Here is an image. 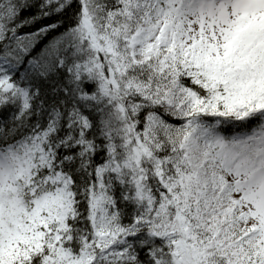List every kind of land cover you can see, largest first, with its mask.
<instances>
[{"label":"snow or ice","instance_id":"snow-or-ice-1","mask_svg":"<svg viewBox=\"0 0 264 264\" xmlns=\"http://www.w3.org/2000/svg\"><path fill=\"white\" fill-rule=\"evenodd\" d=\"M0 264H264V0H0Z\"/></svg>","mask_w":264,"mask_h":264}]
</instances>
